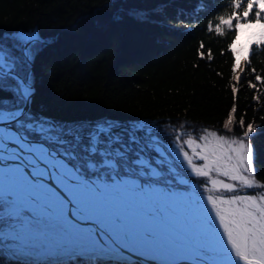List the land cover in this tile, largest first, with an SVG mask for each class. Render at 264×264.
I'll list each match as a JSON object with an SVG mask.
<instances>
[{"label":"snow or ice","instance_id":"6c2138e0","mask_svg":"<svg viewBox=\"0 0 264 264\" xmlns=\"http://www.w3.org/2000/svg\"><path fill=\"white\" fill-rule=\"evenodd\" d=\"M230 6L207 27L231 33L239 82L241 51L248 65L252 44L264 51V0ZM254 28L258 38L238 50L241 29ZM53 43L36 31L0 35V256L8 264H264V182L255 176L254 125L235 118L236 104L224 128L238 123L239 137L203 128L197 138L183 123L50 118L32 110L33 66Z\"/></svg>","mask_w":264,"mask_h":264},{"label":"trees","instance_id":"16d2710c","mask_svg":"<svg viewBox=\"0 0 264 264\" xmlns=\"http://www.w3.org/2000/svg\"><path fill=\"white\" fill-rule=\"evenodd\" d=\"M231 10L230 0H0V35L36 31L54 40L33 66L32 110L50 118L151 121L161 128L183 123L197 138L203 128L239 137L238 123L224 128L235 103V118L243 116L245 128L254 125L255 176L264 182V83L255 80L264 76V51L252 44L251 64L240 63L241 80H232L231 33L207 27ZM0 264H8L4 256Z\"/></svg>","mask_w":264,"mask_h":264},{"label":"rangeland","instance_id":"374dc122","mask_svg":"<svg viewBox=\"0 0 264 264\" xmlns=\"http://www.w3.org/2000/svg\"><path fill=\"white\" fill-rule=\"evenodd\" d=\"M259 29L258 28H254V29H241L240 32V36L239 38L236 40V44L235 47L240 50V49H248L249 47V39H255L258 37H255L253 34L258 32ZM252 46V45H251ZM245 52L241 51L240 53V63H242L244 61L243 56H244ZM222 178V177H221ZM250 194V193H247Z\"/></svg>","mask_w":264,"mask_h":264},{"label":"water","instance_id":"95a60500","mask_svg":"<svg viewBox=\"0 0 264 264\" xmlns=\"http://www.w3.org/2000/svg\"><path fill=\"white\" fill-rule=\"evenodd\" d=\"M60 191H61V194L65 196V199H69L67 197V194L66 193H63L62 190H60ZM72 206L74 207V205H72ZM73 219H75V217H73ZM77 222L80 223V224H82V225H85V226H96L93 221H80V220H77Z\"/></svg>","mask_w":264,"mask_h":264},{"label":"bare ground","instance_id":"6f19581e","mask_svg":"<svg viewBox=\"0 0 264 264\" xmlns=\"http://www.w3.org/2000/svg\"><path fill=\"white\" fill-rule=\"evenodd\" d=\"M78 223V222H77Z\"/></svg>","mask_w":264,"mask_h":264}]
</instances>
